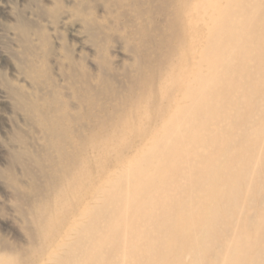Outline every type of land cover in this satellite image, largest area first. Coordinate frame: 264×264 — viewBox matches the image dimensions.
Returning <instances> with one entry per match:
<instances>
[{
    "label": "bare ground",
    "instance_id": "obj_1",
    "mask_svg": "<svg viewBox=\"0 0 264 264\" xmlns=\"http://www.w3.org/2000/svg\"><path fill=\"white\" fill-rule=\"evenodd\" d=\"M79 1L93 13L98 0ZM161 2L172 39L130 64L144 67H115L100 30L96 72L63 44L54 78L44 65L27 70L32 92L11 88L44 152L13 156L41 179L14 197L27 203V244L0 242V264H264L261 200L249 195L248 212L240 199L263 183L252 154L264 130V0Z\"/></svg>",
    "mask_w": 264,
    "mask_h": 264
},
{
    "label": "rangeland",
    "instance_id": "obj_2",
    "mask_svg": "<svg viewBox=\"0 0 264 264\" xmlns=\"http://www.w3.org/2000/svg\"><path fill=\"white\" fill-rule=\"evenodd\" d=\"M115 1L98 0L95 3L93 13H90V10L77 9L81 8L79 0H0L1 243H8L10 246L27 244L26 226L22 222L19 209L20 207L27 208V203L25 204L22 201L17 205L14 202V197L16 194L22 195V192H28L30 187L41 179L39 177L34 180V178L29 177L30 175H26L21 163L12 161L13 156L23 145L30 146L32 150L33 146H35L40 153L44 152V149L39 146L43 140L36 139L38 128L30 125L24 112L15 106V98L11 94V88H21L25 91L24 93L32 92L34 82L27 74V70L32 68L40 70L44 65L50 67V75L54 78L58 64L56 55L62 52L63 44H68L71 50L83 54L86 67L96 72L98 63L96 54L98 52L95 41H98V44L103 43L102 40L105 35L100 30H107L108 34L113 36V40L105 42L109 48L107 56L111 58L113 65L119 69L129 67L130 70L136 71L144 67V64L139 65V67L137 65L134 67V65L130 64L133 59L150 62L153 59V42H155V49H157L160 43L168 46L169 39H172L171 35L174 28L170 19L172 10L169 7L163 11L161 9V0H118L119 4H116ZM90 4L93 3L89 1L82 5H88L89 7ZM94 18H96L97 23L93 21ZM109 25L112 27L110 30L105 28ZM43 35L49 41L48 45L51 48L43 45L39 40V38H43ZM262 46L261 57H264V46ZM38 47H41V52L36 49ZM262 67L261 88L263 90L261 89V93L264 91V66L262 65ZM43 78V76L39 77V79ZM107 97L101 95L97 100H101V103H103V100H106ZM106 102V106L114 103L112 100H106ZM263 104L264 98L261 96L262 112L264 111ZM249 126L250 129L257 127L253 124ZM262 134L261 149L258 153H253L252 156H254V161H257V165L263 162L261 164L263 169L261 168V170L264 171V130ZM35 141L36 143H34ZM19 142L21 143L19 144ZM235 151L237 150H233L234 154ZM237 152L236 154H238ZM236 166L238 167L239 164ZM225 170L227 171L228 169ZM231 170H228L227 173L230 171L231 174H234L237 168ZM262 171L261 176L257 175L258 177H255L256 174L253 173L254 178H257V182L261 179L259 183H264V175H262L264 172ZM263 183H261V195L258 192L256 193V191L254 192L251 187L253 192L249 187V190L247 188L248 191L241 189L240 193L244 190V193L240 195V199L245 204H242L243 206L247 208L249 195L250 199L256 203L261 200V205L264 206ZM235 185L237 186L238 184L234 182V187ZM243 197L246 198V201ZM239 203L241 202L239 201ZM262 206L261 213L264 214V207ZM246 208L243 207L245 210ZM255 213L257 212L255 211ZM220 215H222V211L221 214L218 213L217 215L219 221L222 222L227 214L223 212L224 216L220 217ZM240 221L238 220L237 222ZM261 226L262 229L264 224ZM220 227L219 224L215 228V237L220 238L222 236H217L219 231L222 230L220 234L223 233L224 228L217 230ZM256 232L261 235V232H264V228L261 232L258 228ZM263 239L264 233L259 237V240L264 241ZM214 243H209L207 247L211 249ZM204 247L205 244L197 249L201 251L206 248ZM199 260L196 259L194 261L199 263Z\"/></svg>",
    "mask_w": 264,
    "mask_h": 264
}]
</instances>
